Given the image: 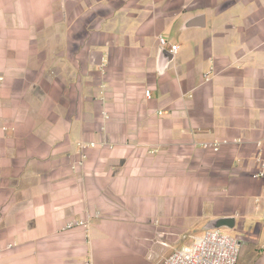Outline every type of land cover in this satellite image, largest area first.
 Wrapping results in <instances>:
<instances>
[{
	"label": "crops",
	"instance_id": "obj_1",
	"mask_svg": "<svg viewBox=\"0 0 264 264\" xmlns=\"http://www.w3.org/2000/svg\"><path fill=\"white\" fill-rule=\"evenodd\" d=\"M262 137L264 0H0V264H264Z\"/></svg>",
	"mask_w": 264,
	"mask_h": 264
},
{
	"label": "built area",
	"instance_id": "obj_2",
	"mask_svg": "<svg viewBox=\"0 0 264 264\" xmlns=\"http://www.w3.org/2000/svg\"><path fill=\"white\" fill-rule=\"evenodd\" d=\"M158 42L160 45L167 43L164 37H159ZM169 46L172 52H176L178 48L176 44H170ZM144 93L145 96H148L149 90H145ZM224 143H226V140L203 141L199 143V146L202 149L217 152ZM78 146L86 148L94 146V142H79ZM253 162V176L256 178L264 177V137L256 141ZM88 225L89 223L85 219H70L65 222L62 229L68 230L74 227L87 229ZM239 243L238 237L225 234L218 229H204L196 233L189 244L183 245L170 253L162 264H236ZM8 247H11V245H8ZM83 264H92V262L87 259Z\"/></svg>",
	"mask_w": 264,
	"mask_h": 264
},
{
	"label": "rangeland",
	"instance_id": "obj_3",
	"mask_svg": "<svg viewBox=\"0 0 264 264\" xmlns=\"http://www.w3.org/2000/svg\"><path fill=\"white\" fill-rule=\"evenodd\" d=\"M226 234L239 238V240H240V243H239V253H238V258H237L236 264L239 261V256L241 255V253H242V256L240 257V262L242 263V258H243V255L245 254V251H246V248H245L246 247V245H245V242L246 241L244 240L245 235L242 234V233H239L238 231H229ZM257 240H258L257 241V244H259V245L263 244L264 245V235H263L262 238L259 237Z\"/></svg>",
	"mask_w": 264,
	"mask_h": 264
},
{
	"label": "water",
	"instance_id": "obj_4",
	"mask_svg": "<svg viewBox=\"0 0 264 264\" xmlns=\"http://www.w3.org/2000/svg\"><path fill=\"white\" fill-rule=\"evenodd\" d=\"M215 227H216L215 223H210V224L207 226V228H209V229H211V228H215Z\"/></svg>",
	"mask_w": 264,
	"mask_h": 264
}]
</instances>
